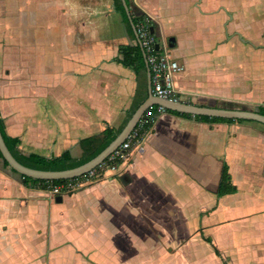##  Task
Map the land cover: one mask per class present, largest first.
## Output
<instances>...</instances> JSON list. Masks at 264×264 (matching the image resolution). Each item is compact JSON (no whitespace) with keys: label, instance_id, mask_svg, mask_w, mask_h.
<instances>
[{"label":"crops","instance_id":"1","mask_svg":"<svg viewBox=\"0 0 264 264\" xmlns=\"http://www.w3.org/2000/svg\"><path fill=\"white\" fill-rule=\"evenodd\" d=\"M124 1L128 20L114 0H0V118L20 152L79 159L82 139L122 130L151 99L148 69L122 61L139 45L132 16L150 18L184 67L180 101L264 110V46L234 51L232 32L249 39L221 0ZM224 166L237 189L218 196ZM180 257L264 264L263 123L156 114L117 170L70 194L0 158V264Z\"/></svg>","mask_w":264,"mask_h":264},{"label":"built area","instance_id":"2","mask_svg":"<svg viewBox=\"0 0 264 264\" xmlns=\"http://www.w3.org/2000/svg\"><path fill=\"white\" fill-rule=\"evenodd\" d=\"M135 30L149 68L151 93L162 99L180 100L182 92L176 87L175 77L184 67L170 54L167 44L158 39L153 31L150 18L146 16L141 18L135 25ZM166 110L161 105L148 107L126 140L97 168L79 177L66 179L64 182L43 183V189L52 195L70 194L78 190L80 186L102 178L107 172L117 170L119 162L126 158L132 143L139 141L149 130L156 114L163 113Z\"/></svg>","mask_w":264,"mask_h":264},{"label":"trees","instance_id":"3","mask_svg":"<svg viewBox=\"0 0 264 264\" xmlns=\"http://www.w3.org/2000/svg\"><path fill=\"white\" fill-rule=\"evenodd\" d=\"M116 7L121 10V12L125 15V18L128 20V16L126 14V10L124 9L122 0H114ZM145 17V16H144ZM143 18V16H132L130 19L134 25L137 24V22ZM124 56H123V63L127 66H130L131 68L135 69L136 73L140 75L141 73H145L147 70V64L145 62L143 51L140 47V45L135 46H124ZM156 106V105H155ZM170 113L181 115L184 117H193L199 121L204 122H228L231 123L233 121H248L245 119H229V118H219V117H209V116H193L188 113H181L178 111H172V110H166ZM261 114H264V110L259 111ZM0 129L2 131V134L4 136V139L6 141L7 146L9 147L10 151L14 155V157L23 165H26L31 168L35 169H41V170H65L74 168L77 166H80L92 158H94L96 155H98L103 149H105L120 133L121 129H115L113 127H106L103 131H101L98 134H95L93 136L86 137L82 139L81 144L83 148V155L79 159H75L72 157L70 152L68 150L64 151L59 156H54L51 158H47L45 156L36 154V153H29V154H23L18 149L15 148V146L12 144L9 136L5 132L2 119L0 118ZM0 158L3 159L4 165L7 167H10L8 162L3 158L2 153L0 152ZM13 170V169H12ZM24 181L26 183L28 182H34V183H46V182H53V183H60L64 182L65 180H40V179H34L30 177L23 176ZM236 187L231 183L230 181V175L227 169V166H224L223 172H222V179L219 185V189L217 192L218 196H222L228 193H233L236 191Z\"/></svg>","mask_w":264,"mask_h":264},{"label":"water","instance_id":"4","mask_svg":"<svg viewBox=\"0 0 264 264\" xmlns=\"http://www.w3.org/2000/svg\"><path fill=\"white\" fill-rule=\"evenodd\" d=\"M124 1V0H123ZM124 5L127 9V6L124 1ZM131 18V17H130ZM134 29L135 25L133 24ZM136 32V30H135ZM137 36V34H136ZM138 39V38H137ZM139 42V41H138ZM140 45V44H139ZM158 47V46H157ZM142 49V48H141ZM144 58L145 53L142 49ZM146 62V59H145ZM147 64V62H146ZM148 69V78H149V89L151 99L142 105L129 119L124 128L116 136V138L98 155L89 160L88 162L65 170H41L28 167L20 163L12 154L9 147L6 144L2 131L0 129V152L3 155V158L8 162L9 166L19 173L22 176L40 179V180H65L79 177L95 168H97L100 163H102L111 153H113L128 137L132 130L137 125L139 119L144 114V111L152 105H161L164 106L167 110L178 111L181 113H188L193 116H209V117H219V118H229V119H245V120H254L264 124V114H261L258 111L247 110V109H236V108H225V107H216V106H206V105H197L193 103H188L184 101H176L169 99H162L155 97L151 93V76Z\"/></svg>","mask_w":264,"mask_h":264},{"label":"rangeland","instance_id":"5","mask_svg":"<svg viewBox=\"0 0 264 264\" xmlns=\"http://www.w3.org/2000/svg\"><path fill=\"white\" fill-rule=\"evenodd\" d=\"M221 3L226 8L230 9L229 15L234 18V22L237 23L239 31L243 33L246 39H249V43H245L244 39L240 35H234L232 32V39H234L231 46H264V0H221ZM223 15V14H222ZM223 18V16H222ZM213 24V21H211ZM222 29L224 25L222 23ZM225 36H229L225 29L223 31ZM230 35V36H231ZM239 50V48H235ZM215 237V235H214ZM178 264H222L215 259H183L177 260ZM176 264V263H173Z\"/></svg>","mask_w":264,"mask_h":264}]
</instances>
